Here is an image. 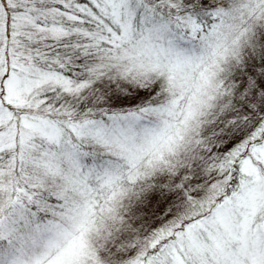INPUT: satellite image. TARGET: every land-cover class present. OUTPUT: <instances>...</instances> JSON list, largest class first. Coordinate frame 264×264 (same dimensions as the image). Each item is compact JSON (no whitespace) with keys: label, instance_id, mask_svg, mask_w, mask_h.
Here are the masks:
<instances>
[{"label":"snow or ice","instance_id":"obj_1","mask_svg":"<svg viewBox=\"0 0 264 264\" xmlns=\"http://www.w3.org/2000/svg\"><path fill=\"white\" fill-rule=\"evenodd\" d=\"M0 264H264V0H0Z\"/></svg>","mask_w":264,"mask_h":264}]
</instances>
